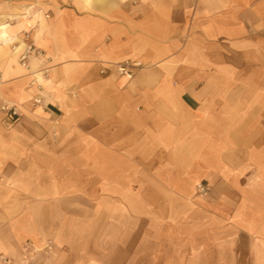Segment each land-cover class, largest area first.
Here are the masks:
<instances>
[{
    "label": "crops",
    "instance_id": "obj_1",
    "mask_svg": "<svg viewBox=\"0 0 264 264\" xmlns=\"http://www.w3.org/2000/svg\"><path fill=\"white\" fill-rule=\"evenodd\" d=\"M0 18V264H264V0Z\"/></svg>",
    "mask_w": 264,
    "mask_h": 264
},
{
    "label": "built area",
    "instance_id": "obj_2",
    "mask_svg": "<svg viewBox=\"0 0 264 264\" xmlns=\"http://www.w3.org/2000/svg\"><path fill=\"white\" fill-rule=\"evenodd\" d=\"M31 52H33L32 49H27L26 52H25V54H29V53H31ZM36 54L39 55V52H36ZM24 57H25V56H23V59H24ZM139 67H141V64H140V63H134V62H131V61H124L123 63H121V64L119 65V67H118V72H119L121 75H123V76H125V77H127V78H131L132 75H131V71H130V70H131L132 68H139ZM37 102H38V101H37ZM3 110H4L5 112H7L8 117L12 118L13 120H15V119L18 117V113H17L16 110L13 109L12 107H8V106H6V107L3 108ZM198 189H199V191H201V192L204 191V188H203L202 185H199V186H198Z\"/></svg>",
    "mask_w": 264,
    "mask_h": 264
},
{
    "label": "bare ground",
    "instance_id": "obj_3",
    "mask_svg": "<svg viewBox=\"0 0 264 264\" xmlns=\"http://www.w3.org/2000/svg\"><path fill=\"white\" fill-rule=\"evenodd\" d=\"M9 28H10V25L6 22L1 21V18H0V40H4V42L7 41L9 37V32H8Z\"/></svg>",
    "mask_w": 264,
    "mask_h": 264
}]
</instances>
